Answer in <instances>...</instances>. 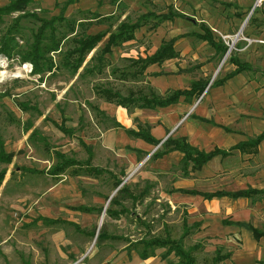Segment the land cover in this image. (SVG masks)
Returning a JSON list of instances; mask_svg holds the SVG:
<instances>
[{
    "label": "rangeland",
    "instance_id": "1",
    "mask_svg": "<svg viewBox=\"0 0 264 264\" xmlns=\"http://www.w3.org/2000/svg\"><path fill=\"white\" fill-rule=\"evenodd\" d=\"M8 1L0 0V5ZM63 1L33 0L27 6L29 12L44 18L62 13L64 20L55 23L58 31L67 33L71 25L74 27L59 49L50 52V71L39 77L31 72L32 64L22 62L17 54L12 58L0 54V149L11 158L9 162L0 160V264H141L133 248L134 244L139 248L141 245L134 241L151 235L179 238L184 231V213L180 208H166L163 191L169 181L162 170L168 165L149 157L125 181L131 191L137 194L144 190V195L132 204L129 202V206L124 204L126 212L116 218L102 215L101 209L108 206L106 201L121 180L119 177L125 178L148 154L136 152L129 144L131 141L126 142L129 135L125 136L124 128L116 121V109L120 108L98 94L97 89L110 87L122 94L141 90L165 95L175 88L188 87L196 79L209 80L211 84L234 68L228 58L235 52L252 68L221 86H208L190 113L205 106L208 99L221 100L226 94V107L231 105V110L226 109V125H243V132L254 135L264 128V119L250 111L262 102L257 101V94L264 93V0H78L62 9ZM254 4L257 10L250 13L236 36ZM168 11L182 16L174 15L155 27L152 25L157 18H149L135 30L133 39L114 46L111 53L104 55L100 71H85L84 63L74 71L64 64V53L71 47L70 37L75 32H110L123 20L133 22L146 12ZM17 15L15 12L4 17L0 35ZM201 23L231 45L223 56L206 41L186 34L199 32ZM37 26L38 21L30 16L16 22L12 31L15 51H22L31 42ZM173 36L177 37L176 57L149 65L138 76L130 74L131 59L153 53L162 40ZM102 41L97 50L105 39ZM96 63L97 58L88 67ZM182 104L183 107H172L188 111L193 103L183 100ZM126 111L132 125L160 115L172 123L179 117L175 108L130 106ZM61 126L72 132L62 130ZM154 148L151 146V151ZM58 152L79 163L52 176L47 170L58 161ZM87 158L102 170L87 171L83 162ZM235 162L238 159L232 158L227 165ZM246 166L248 180L264 186V161L259 160V155ZM251 204L248 200V207L256 208L251 210L250 221L264 228V199ZM79 206L93 209L82 211L77 209ZM100 223L107 234L120 238L97 241ZM125 240L132 244L127 247ZM182 241L186 248L198 243L193 249L198 264H211L220 245L215 236L194 225H190ZM262 245L260 255L247 259L249 264H264ZM241 249L240 237L228 238L226 251H231L233 257L217 264H239ZM163 250L155 248V261ZM168 259L176 261L177 257L171 253ZM160 261L166 264L165 259Z\"/></svg>",
    "mask_w": 264,
    "mask_h": 264
},
{
    "label": "trees",
    "instance_id": "2",
    "mask_svg": "<svg viewBox=\"0 0 264 264\" xmlns=\"http://www.w3.org/2000/svg\"><path fill=\"white\" fill-rule=\"evenodd\" d=\"M33 0H9L7 3L0 5V24L3 22L4 17L11 15L15 12H18L19 15L14 17L13 23L6 28V30L0 35V54L6 56L7 58H12L15 54H17L21 61H27L32 64L31 72L33 74H38L39 77L46 71H50L53 67V62L50 56V52L56 51L59 49L61 41L66 39L68 34L74 32V27L71 25L69 27V31L63 32L58 31L56 26L57 21H63L64 17L60 13L59 15H54L50 18H44L36 14L34 11L29 12L27 10V6ZM78 0H64L62 9ZM257 10V7L254 8L253 12ZM174 15L182 16V13L178 12H163V13H154V12H146L140 14L137 20L131 22L129 20L121 21L115 28L114 31H98L96 33H77L75 32L71 37V47L68 48L64 53V64L68 67L72 68L74 71L77 70L82 63L84 62L88 53L94 49L99 42L103 40L106 36V40L104 45L100 48V50H95L93 55L86 62L84 69L85 71L94 72L100 71L101 61L105 54L111 53L112 47L128 41L134 38V33L137 28H139L142 24L145 23L149 18L156 17V21L152 26H156L161 21L172 19ZM25 16L33 17L38 21V26L32 33L31 42L22 50L15 51V37L12 33L14 29H16V22ZM192 34L197 38L206 41L209 45H211L215 51L223 56L228 49V44L221 37H215L210 28L205 24H200V31ZM59 36V37H58ZM177 37L173 36L167 40H162L159 46L154 50L153 53L146 55L144 57H137L131 59L130 64L133 66L131 71V75L138 76L142 74L143 71L151 64H160L166 59L174 58L177 56V51L175 49V41ZM232 51H230V54ZM97 58L98 63L93 64L91 67L89 63ZM229 61L233 63L234 68L225 73L223 76L219 78H215L209 87L222 85L225 81L232 78L238 73L251 69V64L247 61L241 60L237 54L234 52L229 56ZM209 80L204 79H196L191 81L190 85L185 88L173 89L169 93L165 95H158L153 91L149 93L139 91V90H129L127 94H122L119 90L112 89L110 87H100L97 89L98 94L103 96L106 100L112 101L117 105L123 107L136 106L138 108H149L155 109L157 107H164L170 104L176 103L179 98L182 96L184 99L190 101L192 98L197 99L203 90L206 88ZM62 130L67 132H72L71 129H67L65 126L60 127ZM126 132L134 137L141 138L148 143H151L154 147L159 144V146L152 152L150 158L156 159L164 154L172 151L179 150L183 152V157L181 160V165L184 167L190 166L191 169L199 168L203 163H205L209 158L216 154H227L228 151L214 148L210 151L199 150L196 147L192 146L186 141L184 136H174L169 135L165 140L161 142V139L155 138L150 134V127L147 124L138 125L137 129L127 128ZM264 138V130L254 138H250L245 141H240L233 145L231 149H240L241 151L251 152L255 150L258 143ZM161 142V143H160ZM1 143V142H0ZM58 157V161L47 170V173L50 175H58L63 172L69 165L74 163H79L76 159H69L63 153H56ZM0 160L9 162L11 160L10 155L6 154L2 149H0ZM86 164L89 165V159H87ZM101 169L98 167L88 166L87 171H100ZM36 171V170H35ZM37 170L36 172H39ZM42 171V170H41ZM120 180L116 182V185L119 184ZM181 192L191 193V194H200L204 198H211L213 196H222L226 195L231 198H239V197H249L253 198L254 196L264 195V189H256L248 187L246 189H239L235 191H222L217 190L213 192H199L194 189H178ZM122 193H127L128 188L126 185H123L119 190L118 194L111 198L109 201L108 207L106 208V214L109 216H118L119 214H123L126 212L124 207H121L118 210L112 208L113 204L119 203V196ZM144 195V190H141L137 193L133 198L137 199ZM256 198V197H255ZM77 209L82 211H91L92 207L79 206ZM197 226V223L192 224ZM184 231L179 238H173L169 234L164 236L161 235H151L149 237H142L138 239L137 242L140 244V248L137 247L134 243L133 248L136 250L137 254L140 258L145 259L149 256L154 255L155 248H164V250L160 254L161 259L166 260V264H198L195 255L193 254V249L198 247V243L194 244L192 247L186 248L183 245V237L188 234V230L190 225L188 226L185 221H183ZM251 229L256 238H259L260 235H264L263 231L258 230L257 228L251 226ZM93 234V233H92ZM106 238H120V236L109 235L105 231V227L102 225L99 229L97 235V241H103ZM132 244L129 242V246ZM173 253L176 257V261H172L168 259V256ZM229 257V253H222L220 248H218L215 252V255L212 258L211 264H217V261L226 259Z\"/></svg>",
    "mask_w": 264,
    "mask_h": 264
},
{
    "label": "crops",
    "instance_id": "3",
    "mask_svg": "<svg viewBox=\"0 0 264 264\" xmlns=\"http://www.w3.org/2000/svg\"><path fill=\"white\" fill-rule=\"evenodd\" d=\"M103 39L106 40V36ZM97 47L98 44L94 49H92L93 51L91 50V55L88 58L86 56L83 62L84 65L93 55ZM238 74H236L235 76H237ZM227 81H225L223 84H225ZM256 98H258L257 101L262 102L257 103V108L255 110H251V107H249V109L250 111L254 112L255 117L260 116L264 119V93H258ZM194 99L195 98H192L190 101H188L181 96L176 103L164 107H157L166 110H172V108H175V114L177 115V117L179 115V117L176 121L174 120L173 123L170 121L171 119H167L165 121L164 118L160 115L154 118L142 120V123L138 122L136 125H132V121L126 111V107L120 105L117 106L120 109H116V121L120 123V125H122V127L124 128L125 136L126 134H128L125 129H137L138 125L147 124L150 127V134L155 138L162 140L171 129L176 127L171 134L174 136H184L189 144L199 150L210 151L214 148H219L228 151L227 154H216L212 156L199 168L195 169H191L190 166L184 167L181 165L183 152L179 150H172L164 154L163 156L156 158V160H161L162 162L166 163V165H168L167 169L162 170V172L167 175L166 178L169 181V185L166 186L163 191V198L168 203V206L166 205V208H170L171 211L180 208L181 212L184 213V216L182 217V223L183 221H185L188 226L189 224L192 225L194 223H197V229L204 228V230L209 235L212 234V236H215L217 238L218 242H220L218 248H220V251L222 253H229V257H231V255L233 257V253H231V251H226V242L228 241V238L230 240H234L235 237H240L242 241V254L240 255V257H238L239 264H249L247 259L255 257L256 254L260 255L263 246L262 243H264V235H260L259 238H256L251 229V226L263 232L264 228L256 226L250 221L251 210H254L256 207L254 206L251 209L250 207H248L247 202L249 200L252 204H256L264 199V195L262 194L260 196H254V200H252L253 198L249 197L231 198L226 195L204 198L200 194L181 192L178 189H194L199 192H213L217 190L235 191L239 189H246L248 187L264 189V186H257L254 182L248 180L249 175H247L246 170V164L249 163L250 159H255L256 155H259L260 161H264V138L258 143L255 150L251 152L241 151L240 149H231L233 145L240 141H245L250 138L256 137L264 130V128L253 135L251 133L247 134L243 132V125H241L242 127H230L226 125V109L229 110L230 108L231 110V105L226 107V94L223 95L221 100L215 98H212L211 100L208 99L209 101L206 102V105L201 107V109H203V111L201 112L199 111L201 110L199 107L197 111H193L190 113V110H192L196 105L188 111L185 108L183 109L180 107H172L173 105H180L183 107V100L188 101V104H194ZM237 103L242 104L241 101ZM236 117H234L233 120H235ZM111 138H115V136L112 135ZM108 139L111 140L110 138ZM126 140V142L131 141L129 143L131 148L140 153L148 154L151 151V146H153L151 143H148L141 138L131 135L126 136ZM109 143L112 144V142ZM232 158L238 159V162H235L233 165L228 166L227 163H229L230 159ZM87 159H89L90 162V158ZM87 159L83 160V162L86 163L85 161ZM89 166L98 167V165H92L91 163L89 164ZM87 167L88 165L85 164L84 168ZM129 174L123 179L119 177L121 180L119 184L115 186L116 188H114L110 195L109 201L112 197L118 194V190L123 185H126L128 188L127 193L121 192L118 200L120 204L112 205V208L115 210H118L121 207L126 208L124 204H126V206H129V202L130 204H132L135 200H137L133 198L136 192L129 189V182H125L130 177ZM261 178L264 179V168L263 171H261ZM125 197L127 198L123 199ZM109 201H106V203L109 204ZM115 205L119 206V208H115ZM107 207L104 206L101 209V211H103L104 209L102 215L104 213L106 214ZM185 210L187 213L185 212ZM121 214H119L118 216H120ZM118 216L112 217L116 218ZM101 218H103V216ZM165 221L168 222L167 220H164V222ZM100 226L102 225L100 224ZM99 229L100 228H98V231ZM125 241L128 242L126 246L129 247L128 244L130 241ZM155 257V252L154 255L149 256L145 259L140 258L139 255L137 256V258H140L139 260H141V264H162L160 258L158 259V261H155Z\"/></svg>",
    "mask_w": 264,
    "mask_h": 264
},
{
    "label": "water",
    "instance_id": "4",
    "mask_svg": "<svg viewBox=\"0 0 264 264\" xmlns=\"http://www.w3.org/2000/svg\"><path fill=\"white\" fill-rule=\"evenodd\" d=\"M254 7H255V4L252 6V8H251V10H250V12H249V14L247 15V17L245 18V20H244V22H243V24L241 25V27H240V29H239V31L237 32V34H236V36L237 35H239V33L241 32V30H242V28H243V25H244V23L247 21V19H248V17H249V15H250V13L253 11V9H254ZM236 36H235V38H236ZM235 39H233L232 40V42L234 41ZM230 47H231V45L229 46V49H230ZM210 84V83H209ZM209 84L206 86V88L203 90V92L201 93V95L198 97V99L196 100V102L192 105V107H191V109L198 103V101H200V99L202 98V96L204 95V93L206 92V89L208 88V86H209ZM176 127H174L173 129H171L169 132H168V134L161 140V142L163 141V140H165L172 132H173V130L175 129ZM160 142V143H161ZM159 146V144L157 145V146H155V148L152 150V151H150L149 153H148V155L139 163V165L129 174V176H131L145 161H146V159H148L149 157H150V155L152 154V152L157 148ZM109 199H110V197L108 198V200H107V202L109 201ZM104 212V209H103V211H102V213ZM101 224V223H100ZM100 224L98 225V228H99V226H100ZM98 230V229H97ZM95 237H96V235H95ZM94 237V238H95Z\"/></svg>",
    "mask_w": 264,
    "mask_h": 264
}]
</instances>
